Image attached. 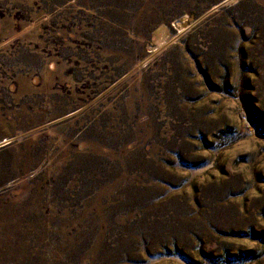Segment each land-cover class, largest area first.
Returning a JSON list of instances; mask_svg holds the SVG:
<instances>
[{
    "label": "rangeland",
    "instance_id": "rangeland-1",
    "mask_svg": "<svg viewBox=\"0 0 264 264\" xmlns=\"http://www.w3.org/2000/svg\"><path fill=\"white\" fill-rule=\"evenodd\" d=\"M0 264H264V0H0Z\"/></svg>",
    "mask_w": 264,
    "mask_h": 264
}]
</instances>
